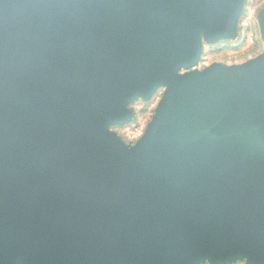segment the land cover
Masks as SVG:
<instances>
[{
    "label": "water",
    "instance_id": "95a60500",
    "mask_svg": "<svg viewBox=\"0 0 264 264\" xmlns=\"http://www.w3.org/2000/svg\"><path fill=\"white\" fill-rule=\"evenodd\" d=\"M242 8L0 0V264H264V51L195 69Z\"/></svg>",
    "mask_w": 264,
    "mask_h": 264
},
{
    "label": "rangeland",
    "instance_id": "374dc122",
    "mask_svg": "<svg viewBox=\"0 0 264 264\" xmlns=\"http://www.w3.org/2000/svg\"><path fill=\"white\" fill-rule=\"evenodd\" d=\"M243 8L233 35L214 43H203V52L196 70H204L213 64L240 65L260 56L264 51V41L260 21L264 14V0H242ZM164 89H159L151 99H138L130 105L132 120L112 130L128 145L133 146L144 135L152 121L155 110L162 99ZM209 264V263H205ZM233 264H247L238 261Z\"/></svg>",
    "mask_w": 264,
    "mask_h": 264
}]
</instances>
